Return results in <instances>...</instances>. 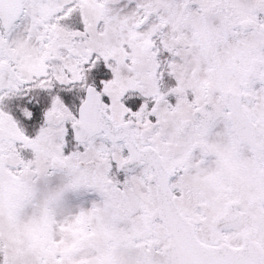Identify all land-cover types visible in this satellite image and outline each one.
Masks as SVG:
<instances>
[{
    "label": "snow or ice",
    "instance_id": "6c2138e0",
    "mask_svg": "<svg viewBox=\"0 0 264 264\" xmlns=\"http://www.w3.org/2000/svg\"><path fill=\"white\" fill-rule=\"evenodd\" d=\"M0 264H264V0H0Z\"/></svg>",
    "mask_w": 264,
    "mask_h": 264
}]
</instances>
